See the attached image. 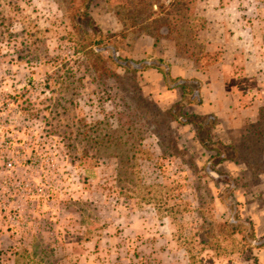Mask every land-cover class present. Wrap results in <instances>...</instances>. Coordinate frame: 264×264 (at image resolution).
Masks as SVG:
<instances>
[{
	"label": "rangeland",
	"instance_id": "rangeland-1",
	"mask_svg": "<svg viewBox=\"0 0 264 264\" xmlns=\"http://www.w3.org/2000/svg\"><path fill=\"white\" fill-rule=\"evenodd\" d=\"M111 49L198 80L180 114L229 160ZM263 239L264 0H0V264H264Z\"/></svg>",
	"mask_w": 264,
	"mask_h": 264
},
{
	"label": "trees",
	"instance_id": "trees-1",
	"mask_svg": "<svg viewBox=\"0 0 264 264\" xmlns=\"http://www.w3.org/2000/svg\"><path fill=\"white\" fill-rule=\"evenodd\" d=\"M187 13L189 14V10H188ZM84 16L88 17L89 16L88 12L85 13ZM179 21L180 20H176V22H179ZM182 24L183 25L181 27V31H182L181 33H185L187 36H189V32H193V30L197 29V31H199L201 29L202 30L204 29V26L200 27L199 29L193 27L192 26V24H193L192 20L187 14H185V18L183 19ZM88 26H90V25H88ZM163 29H166L168 34L173 32L171 27H169V26H165V28H163ZM163 29H161L160 31H164ZM92 30H94V29L92 28ZM186 30L188 32H186ZM191 37L193 39H198V35L197 34L192 35ZM97 44L98 43L96 42V43H93L92 45H89L87 47H84V46L80 45L82 51L84 52L85 58H87L86 56L93 54V55H96L98 58L100 57V60H102L100 54L103 53L104 50H102L103 48L95 49L94 46H97ZM111 51L112 52H111V56L109 57V59L116 66H118L120 68H123V69H128L130 71L132 70L135 73L147 72L149 70H156L160 74H162V76L164 78V81L167 84L169 90L181 89L183 91L182 100L180 102H178V104L174 108H172L170 110V112H169L170 117L173 120L179 121V123H181L182 125H185V126H187V125L194 126L195 125L196 126V138L199 140L200 144L205 149H207L208 151H216V150L220 151V150H218L219 147L225 148L223 143L215 142L212 139L209 130H210L211 127L213 128V126H212L213 124H209L203 117H200V116H197V115H191L190 116L188 114H185L183 116V114L182 115L180 114V112H181L180 110H182L186 106H189V105H191L193 103H196V102H197V104L201 103V101H202V99H201V83L198 80L192 79V80L188 81V80H183L181 78L174 79L171 76V70H170L171 68H170V66L166 65L164 60H156V61H152L151 62V61H146V60L135 61V60H132V59H127V58L122 59L121 57L116 56V50L115 49L114 50L111 49ZM107 74H111L112 76L117 77L116 74H112V72H110V71H108ZM209 118H211L210 119L211 121H213V119H215L213 116H209ZM110 138L111 139H108L107 142L109 144L113 145V147L116 146L115 138H112V137H110ZM102 143L103 142H100L98 144H102ZM125 144H128V143H125ZM111 145H110V147H111ZM118 146H122L123 147V143L118 142ZM215 159L218 161V163H223L224 159L225 160L226 159L229 160L227 154L217 152L216 156H212L211 157V162L212 163H209V164H211V167L213 165V162H215L214 161ZM211 173H213V171L209 170L208 174L211 175ZM229 226L230 225L227 223V224L221 225V228H226V227H229ZM234 232H235V230H233V232L231 231L230 234L234 235ZM215 238L216 237L213 236L212 240L215 239ZM207 245H211V244L208 243ZM256 248L264 249V239L262 241L256 243ZM26 257H30V255L29 254L26 255L24 257V259Z\"/></svg>",
	"mask_w": 264,
	"mask_h": 264
},
{
	"label": "crops",
	"instance_id": "crops-1",
	"mask_svg": "<svg viewBox=\"0 0 264 264\" xmlns=\"http://www.w3.org/2000/svg\"><path fill=\"white\" fill-rule=\"evenodd\" d=\"M145 39L147 40L148 37H146ZM151 72H158V71H156V70H149V71H147V73H151ZM174 91H176V90H174ZM182 96H183V95H180V97L178 98V100H176V102L181 101V100H182ZM201 96H202V97H201L202 101H201L200 105H198V106L203 107L204 104H205V98H204V93H203V87H202V90H201Z\"/></svg>",
	"mask_w": 264,
	"mask_h": 264
}]
</instances>
